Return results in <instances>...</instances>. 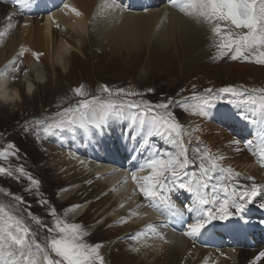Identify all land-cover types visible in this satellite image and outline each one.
I'll list each match as a JSON object with an SVG mask.
<instances>
[{
	"label": "bare ground",
	"instance_id": "obj_1",
	"mask_svg": "<svg viewBox=\"0 0 264 264\" xmlns=\"http://www.w3.org/2000/svg\"><path fill=\"white\" fill-rule=\"evenodd\" d=\"M70 1L72 3H69ZM161 1L163 0L128 2L119 0L115 2L118 7L109 8L106 3H111V0H49L45 10L39 3L34 2V18H31L29 7L23 15H17L14 9L0 2V103L14 104L15 110H18L20 102L22 103L30 94L35 96L36 90L40 88L39 81L45 77L42 67L51 64L58 72L54 60L63 65L65 58H68L72 51L84 55L87 47L85 34L89 32L88 26L91 22L92 28L104 34L108 42L118 50H138L142 42L150 41L152 38L168 43L171 37H175L177 29H183V34L189 37V45L196 47L198 53L206 51H204L206 40L211 44L216 42L217 39L208 24L202 20L197 22L193 17H189L191 22L181 18L185 14L167 5L166 2L161 5L162 7H157ZM74 4L81 15L71 11L72 8L76 9ZM50 60H53L51 61L53 63L49 62ZM26 64L30 74H35V80L32 79V82L31 78L27 77L29 73L25 76L24 88L26 87L28 95L14 83L13 77ZM67 64L63 66L66 70L69 68ZM217 99L225 98L214 95L207 99V103L204 102L201 119L193 128L184 129V143L186 146L189 144L192 146L190 159L196 166L199 167L203 162L209 168L203 155L218 165L215 167L218 173H214L213 179L215 186L225 182L222 177L226 173L221 169L228 168L237 173L248 168L250 172V176L240 174L238 178L245 185L242 190L238 189V185L229 183L230 189L236 190L237 197L253 183L261 186L257 197L244 209L246 214L240 226L242 235L239 241H233L236 235L234 225H225L206 233L201 232L189 240L178 237L170 231V225L179 219L170 215L167 210L158 211L152 203L144 207L137 202V195L141 191L139 183H142V174H151V169L148 171L144 166L152 154L151 146H147L150 135L146 130L141 131L138 124L132 122L133 116L145 120L152 118L149 114H143L142 107L135 110L138 112L136 114L134 108L127 106L125 114L107 117L99 125L95 124V129L86 126L81 132L72 129L71 132L62 135L64 147L62 149L65 152L58 153L55 165L62 164L60 166L65 167L62 170L65 172L63 176L65 181L70 182V186H65L60 195L63 198H70L74 193L84 189L78 203L69 206L68 216L76 219L85 210L87 202L94 200L101 208L99 216L102 218V224H105V217L110 213L106 221L109 219L117 221L120 233L130 235L135 242L133 254L138 255V261L144 264H253V262L264 264V257L256 259L264 252V239L259 243L255 242L254 235L260 227H256L252 216L253 211L264 203V174L255 169L253 151L245 150V144L224 128L225 117L220 118L219 126L216 125L218 117L213 116L217 110L214 104L223 107L232 104L235 106L233 111L256 120L257 124L247 123L243 116L240 120H235V113L226 117V120H235L244 136H249L256 130H264V123L260 122L262 120L257 112L251 111L252 105L246 102L247 95L216 102ZM227 164L233 166L228 167ZM133 174L136 180L133 179ZM247 177L253 179H246ZM182 191L183 189H180V192ZM177 194L168 193L174 202L185 210L182 203L184 200ZM191 195L187 191L182 193L184 198ZM229 199L231 203V198ZM193 201H190L191 207ZM221 201L218 200L217 203ZM77 205L79 207H74ZM213 211L216 209L213 208ZM181 224L184 227L183 231H188V224L184 222ZM228 229L231 231L229 235ZM261 237L262 234L259 233V238ZM231 243L240 245L236 252L230 247ZM250 245H253L252 250L248 248Z\"/></svg>",
	"mask_w": 264,
	"mask_h": 264
},
{
	"label": "rangeland",
	"instance_id": "obj_2",
	"mask_svg": "<svg viewBox=\"0 0 264 264\" xmlns=\"http://www.w3.org/2000/svg\"><path fill=\"white\" fill-rule=\"evenodd\" d=\"M189 17L184 15L181 18L190 21ZM92 27L91 22L89 32L85 34L87 47L84 55L72 51L63 65L54 60L58 72L51 64L41 68L45 77L39 81L40 88L36 90L35 96L30 94L20 102L18 110H15L14 104L0 103V168L6 170L0 173V206L8 215L20 219L42 247L48 242L46 238L59 237L58 231L49 232L48 229L55 228L56 222L60 221L61 226L64 223L79 226L81 243L101 245L99 255L103 257L104 264H144L138 261V255L133 254L135 242L129 234L120 233L117 221L110 219L102 224L99 216L101 208L97 203L77 223L68 217L69 206L66 205L78 203L84 189L71 198L60 195L65 186H70L63 176L65 167L62 168V164L55 165L57 155L65 151L63 145L59 144V130L45 131L46 126L57 120L61 122L65 110L70 106L73 109L71 113H74L81 101L96 97L99 101L114 103L148 102L153 106L152 113L155 110L156 114L165 117V113H171L166 119L181 125L183 135L185 128H193L201 119L205 97L219 95V89L238 83H243L244 88L250 90L264 88V64L253 63L252 59L243 62L224 61L223 56L216 57L207 40L204 46L206 51H199V55L197 48L189 45V37L183 34V29H177L176 38L171 37L168 43L152 38L142 42L138 50L130 51L118 50L104 34ZM216 39L220 40L219 37ZM65 64L69 66L67 70L63 67ZM34 77L35 74L31 75L35 80ZM15 83L28 93L24 88L26 82L18 79ZM81 86L82 95L75 91ZM104 86L109 91H104ZM209 88L212 92L206 93L205 90ZM120 89L124 91L120 92ZM226 94L223 98L233 96L232 93ZM160 104H167V109L155 108ZM158 137L163 158L168 153L178 151L171 137ZM190 150L193 148L189 144L187 158L190 157ZM256 161L259 159L253 161L254 166ZM238 173L250 176L248 168ZM34 218L42 223H36ZM6 220L7 216L0 213V221ZM95 264H100L99 260Z\"/></svg>",
	"mask_w": 264,
	"mask_h": 264
},
{
	"label": "snow or ice",
	"instance_id": "obj_3",
	"mask_svg": "<svg viewBox=\"0 0 264 264\" xmlns=\"http://www.w3.org/2000/svg\"><path fill=\"white\" fill-rule=\"evenodd\" d=\"M14 2L26 6L31 0H14ZM170 4L185 15L195 18L197 22L202 20L208 24L214 37L220 38L218 47L234 52L231 59L243 58L247 61L254 58L255 63L264 64V0H170ZM106 6L109 8L118 7L115 0L106 3ZM71 11L75 12L76 15H81L75 8H72ZM232 26L247 31L234 33ZM246 53L250 55H246ZM82 88L83 86L75 90L77 94H83ZM104 91H109L107 86H104ZM119 91L123 92L124 90L120 89ZM205 91L211 93L212 89L209 88ZM218 92L232 93L234 96L243 97L247 90L228 86L219 89ZM128 94L138 95V93ZM204 99L207 103L208 97ZM246 102L252 105L251 111L253 113L259 110L260 118L264 121V88L252 89L247 95ZM142 103L145 114L152 111V105L148 102ZM127 106L139 108L140 104L129 103ZM122 107L123 104L121 107H117L114 102L99 101L98 98L93 97L91 100L81 101L76 106L72 118L47 125L45 131L62 129L65 125L72 126L77 123L80 127H86L90 122L99 125L109 115L122 116ZM167 107V104L155 106V108L165 110ZM65 111L71 113L73 109L69 108ZM132 122L138 124L141 131L146 130L148 135L171 137L172 143L178 148L177 152L168 153L166 158H163L159 152L150 158L145 166L151 169V174L141 178L144 183H138L144 197L150 199L152 206L156 207L158 211L167 210L171 215H183L181 208L167 194L174 190L175 185L178 184L179 188L185 189L195 197L193 206L187 208L188 212L195 214L194 222L187 225L188 231L185 232V235L195 238L211 221L227 219L230 215L242 213L246 205L259 194L261 186L253 183L247 190L239 193L237 197L236 190L230 189L229 182L238 179L240 174L231 168L221 169L222 172L226 173L222 177L225 183L220 185V190L225 193V198L217 203L219 197L217 195L209 196L206 192L210 186L209 181L215 178L212 175L215 166L208 168L201 162L199 165L201 175L199 177L195 173L189 176L187 172L183 171L189 161L187 149L183 142L181 125L169 122L159 114L153 115L150 120L138 119L133 116ZM260 155L264 158V147L261 148ZM198 158L203 160L202 157L198 156ZM261 162L264 163V159ZM5 171L4 168H0V173ZM133 179H137L135 174H133ZM246 179L253 178L247 177ZM168 181H171V185ZM212 192H216L215 186L212 187ZM229 198H231V203ZM16 199L20 200L21 198L17 197ZM205 205H211V207H205ZM260 206L264 208V204ZM74 207H79V205ZM213 208L216 209L215 212ZM230 208L235 209V212H231ZM0 213L7 216L6 221H0V264H95L97 260L100 264H104L103 257L99 255L101 245L89 246L81 243L78 225L65 223L61 226V222L57 221L55 228H50L48 231H58L64 235L46 238L48 243L42 247L32 238L30 229L23 225L20 219L8 215L3 206H0ZM34 219L36 223H42L38 219ZM50 252H54L55 256L60 259H53ZM261 257H264V252H261L256 259L259 260Z\"/></svg>",
	"mask_w": 264,
	"mask_h": 264
}]
</instances>
